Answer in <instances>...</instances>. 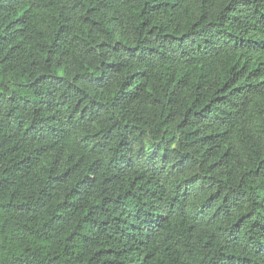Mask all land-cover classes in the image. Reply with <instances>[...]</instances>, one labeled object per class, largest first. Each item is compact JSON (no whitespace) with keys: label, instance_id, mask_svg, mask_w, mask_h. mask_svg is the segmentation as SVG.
<instances>
[{"label":"trees","instance_id":"obj_1","mask_svg":"<svg viewBox=\"0 0 264 264\" xmlns=\"http://www.w3.org/2000/svg\"><path fill=\"white\" fill-rule=\"evenodd\" d=\"M0 264H264V0H0Z\"/></svg>","mask_w":264,"mask_h":264}]
</instances>
